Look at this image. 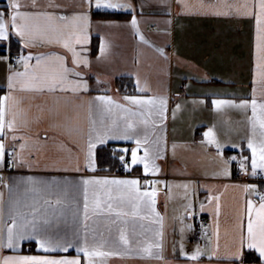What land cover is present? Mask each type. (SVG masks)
Here are the masks:
<instances>
[{
  "label": "crops",
  "instance_id": "crops-1",
  "mask_svg": "<svg viewBox=\"0 0 264 264\" xmlns=\"http://www.w3.org/2000/svg\"><path fill=\"white\" fill-rule=\"evenodd\" d=\"M22 2L30 3V0ZM48 2L39 0L41 6ZM54 2L62 7L49 10L68 15L75 11H86L91 19L89 42L83 46L87 51L82 53L87 56L89 66L76 68L81 73L79 78L70 77L86 81L87 91L25 94L30 97L24 105L31 106L30 125L21 128L17 134L28 139L29 149L24 154L25 162L14 164V169L6 175L5 183L12 185L31 176L37 181L53 184L54 194L50 197L53 204L57 194L60 195L62 204L56 207L58 214L62 210L64 215L58 229L54 228L53 231L71 241L73 247L67 252L57 250L47 255L55 258L77 255L76 246L81 241L74 233L78 232L82 237L84 232L82 180L96 177L138 179L142 190H151V186L144 185L145 180L160 181L155 185V207L159 216L152 215L147 220L129 218L127 230L130 249L118 246L117 251L121 254L108 257L105 264H264L259 253L247 247L246 239L241 248V230L238 227L246 199H252L257 205L259 203V196L251 190L245 193L243 186L255 185L256 192L264 194V182L240 178L241 172L254 175L251 150L247 147V141L252 136L247 119L251 109L245 113L241 109L229 106L217 108L213 104L218 99L235 100L237 103L240 99H251L254 87L257 100H264V86L253 84L255 21L225 7L226 4H241L243 0H112L113 3L131 5V8L118 9H98L95 0H92L91 8L83 0ZM7 4L8 0H0V11H10ZM95 10L129 11L131 16L104 18L95 15ZM218 12L221 14L218 15ZM133 16L138 22L137 28L131 25ZM102 42L107 45L104 56L100 55ZM0 49L3 53L0 60V87L4 89L2 96L10 91V72L23 70L19 63L10 69L8 60L4 59L9 54L27 55L32 52L35 56L38 53L65 51L58 46L24 48L20 38L11 31L8 40H0ZM158 49H162L164 55ZM31 63L34 64L35 59ZM68 66L74 67L70 62ZM124 75L134 79L135 92H124L116 85V77ZM99 96H109L116 104L133 110H136V106L124 97H163L167 104L163 119L159 115L150 117V121H155L154 126L151 122L145 126L138 118H133L137 124L135 131L130 133L133 139H114L109 134L100 143L93 132L95 147L92 149V159L95 170H90L85 165V158L92 129L91 120L96 121L95 128L101 132L110 128L113 121L119 125L118 133L124 127L122 111L114 106L110 113L103 111V105L96 99ZM53 112L59 115H53ZM54 124L61 126L53 127ZM209 128L215 133L219 149L216 144L207 143L204 133ZM10 136L6 143L8 152L13 153ZM145 136L148 143L141 145L137 155L143 156L146 147L153 156L159 152V158L155 159L159 172L155 174L146 175L142 163H131V150L137 147L136 139L143 141ZM110 142L128 145L129 167H135L132 172L107 173L96 170L97 148ZM18 146L19 142H16L17 149ZM29 151L32 153L30 157ZM225 168L228 175L223 174ZM257 170L264 175V170ZM5 184L0 186V193L3 194L4 219L10 223V193ZM25 186L21 183V190ZM65 190L66 196L63 194ZM209 196L219 197V215L216 212L217 201L210 202ZM189 204L191 207H188ZM201 204L204 205L203 210ZM196 214L205 215L209 221V232L205 238L195 233ZM242 223L246 238V215ZM88 224L89 228L95 227L104 232L110 240L118 239L116 227L113 226L109 234L102 218L95 224L89 220ZM145 238L160 245L152 249V255L139 251L137 241ZM197 247L201 255L197 260H192L190 256ZM237 251L241 253L238 260L235 259ZM248 252H253L257 259L247 258ZM22 254L46 253L25 245Z\"/></svg>",
  "mask_w": 264,
  "mask_h": 264
},
{
  "label": "snow or ice",
  "instance_id": "snow-or-ice-1",
  "mask_svg": "<svg viewBox=\"0 0 264 264\" xmlns=\"http://www.w3.org/2000/svg\"><path fill=\"white\" fill-rule=\"evenodd\" d=\"M88 8L92 6V0H83ZM61 4L49 0L48 4L41 6L39 0H30V3H24L22 0H8L7 9L10 11H0V40H8L9 33L14 32L20 38L24 48H35L40 46H58L64 53L49 52L38 53L35 56L32 52L27 55H20L19 64L22 71H11L8 76L9 93L0 96V166L3 165L6 155H9L6 141L10 138L13 142L12 152L15 153L13 162L24 163L25 152L29 149L28 139L24 135L17 133L21 128H28L30 125L29 112L31 106L25 107V101L30 97L26 93L43 94L45 92L55 93L71 92L78 93L81 90L87 91V82L79 78L81 73L76 68L81 65L89 66L87 56L83 55L87 49L83 48L89 42L88 29L91 26V19L86 11H75L71 15L62 14L49 9H60ZM96 8H131L130 4L113 3L112 0H95ZM226 8L234 9L239 15L252 17L255 21V69L253 84L264 86V0H243L238 5L226 4ZM218 15L221 13H217ZM227 15L228 13H223ZM136 17L133 16L131 25L137 28ZM138 31V29H137ZM143 41L144 37L141 35ZM145 43H147L145 41ZM107 45L102 42L100 46V55L104 56ZM79 49V50H78ZM161 55H164L162 49H158ZM4 59H7L6 57ZM35 59V63L31 61ZM69 62L74 67H69ZM11 69V65L9 66ZM143 91V89H141ZM103 105V111L111 112L113 106L122 111L124 127L122 132H117L119 125L116 121L110 128L104 131H98L95 128L96 121L91 120V105L89 106V117L92 129L88 137V152L85 158V165L90 170H95L94 160L92 159V149L95 147L92 133H95V139L103 143L105 139L112 135L114 139H133L130 134L135 131L137 126L136 119L147 126L150 122L155 125V121L150 117L159 115L164 118L167 101L163 97H142L126 96L124 97L130 104L136 106L133 108L116 104L109 96L96 97ZM213 104L220 108L229 106L237 109H251V115L247 117L252 130V136L247 141V147L251 150V167L253 174L256 170H264V100L258 101L256 98V89L253 88L251 99L235 100H214ZM179 107V105H177ZM43 111V109H41ZM53 115H59L53 112ZM69 119V117H65ZM54 124L53 127H60ZM257 132L259 138L257 139ZM208 144L220 145L215 139L213 129L209 128L204 133ZM47 137H45V142ZM19 142L18 149L15 147ZM137 147L131 150V163H142L144 173L155 174L159 172L155 159L159 158V152L153 156L146 147L143 156H138L137 151L142 144L148 143V138L144 140L136 139ZM124 151H127L125 149ZM29 157L32 153L29 151ZM124 159L123 156L120 157ZM233 159H235L233 157ZM247 159V158H245ZM244 167V164H241ZM224 175H228L225 168ZM3 181V177H0ZM21 183L26 186L21 190ZM160 181L145 180L144 185L151 186V190L144 188L138 179H107L91 177L82 180L83 185V236L74 233L81 242L76 246L77 255L68 258H55L47 253L57 250L67 252L73 247V243L64 239L58 232L60 219L64 215L62 210L56 206L62 204L60 195L57 194L55 204L50 197L54 194L53 184L35 180L29 176L26 181H19L15 184H5L9 189L8 201V220L4 219L3 194L0 193V264H105L108 257L120 255L117 251L118 246L122 245L125 249H130L131 241L128 236L127 224L129 218L147 220L152 215L159 216L156 212L155 185ZM187 188V185H184ZM245 193L251 190L259 196L258 205L252 199H246L245 207L240 212L241 222L238 227L241 230L240 244L243 248L245 239L249 249H255L264 260V194L256 192L255 185H244ZM67 195L66 190L63 193ZM216 200V212L219 215V197L209 196V201ZM191 207V204L188 205ZM204 205L201 204L203 210ZM144 212V215L141 213ZM247 216V236L243 234V217ZM76 216V213H73ZM103 219L106 230L110 234L113 226L118 232L117 240H110L104 232L97 228H89L88 221L97 223ZM218 235V233H217ZM139 251L152 255V249L159 248L158 243H153L145 238L137 241ZM25 245L36 247L38 250L46 253L45 255H26L23 253ZM218 247V245H217ZM182 248V246H181ZM201 255L199 247L192 253L190 259L197 260ZM241 253H235V259L240 258Z\"/></svg>",
  "mask_w": 264,
  "mask_h": 264
},
{
  "label": "trees",
  "instance_id": "trees-1",
  "mask_svg": "<svg viewBox=\"0 0 264 264\" xmlns=\"http://www.w3.org/2000/svg\"><path fill=\"white\" fill-rule=\"evenodd\" d=\"M95 15L104 18H129L131 13L129 11H117V10H95ZM15 40V39H12ZM16 41V40H15ZM14 41L11 42L13 45ZM116 85L122 89L124 92L132 93L135 92V82L134 79L130 76H119L115 79ZM4 92L3 87H0V96ZM113 143V142H112ZM110 143L102 144L97 148V168L98 172H107V173H122V172H132L135 167H129V164L126 168H123V162L125 160L129 161V150L128 145L121 143L126 148L113 149ZM127 149V151H124ZM123 156L124 159L121 160L120 157ZM247 258L257 259L253 252L247 253Z\"/></svg>",
  "mask_w": 264,
  "mask_h": 264
},
{
  "label": "built area",
  "instance_id": "built-area-1",
  "mask_svg": "<svg viewBox=\"0 0 264 264\" xmlns=\"http://www.w3.org/2000/svg\"><path fill=\"white\" fill-rule=\"evenodd\" d=\"M2 51L0 49V60L2 59ZM20 55L12 56L11 54L8 55L7 60L12 67H16L19 63ZM113 149H120L123 148L124 145L121 143L113 142L111 144ZM13 153H9L6 155L3 165L0 167V177H3V181H0V186L4 185L5 175L11 172L14 168L13 162ZM129 164V161L125 160L123 162V168H126ZM240 173V172H239ZM240 178L243 180H257L264 182V175L261 170H257L254 175L250 176L245 172L240 173ZM195 233L200 236L201 238H205L209 232V221L207 217L203 214H196L195 220Z\"/></svg>",
  "mask_w": 264,
  "mask_h": 264
},
{
  "label": "rangeland",
  "instance_id": "rangeland-1",
  "mask_svg": "<svg viewBox=\"0 0 264 264\" xmlns=\"http://www.w3.org/2000/svg\"><path fill=\"white\" fill-rule=\"evenodd\" d=\"M7 175V174H6ZM6 175H5V181H4V184L6 183Z\"/></svg>",
  "mask_w": 264,
  "mask_h": 264
}]
</instances>
